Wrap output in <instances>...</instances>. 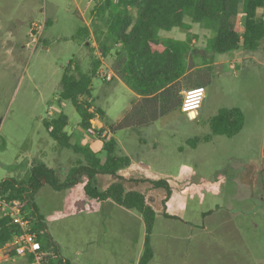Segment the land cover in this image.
<instances>
[{
    "label": "rangeland",
    "instance_id": "1",
    "mask_svg": "<svg viewBox=\"0 0 264 264\" xmlns=\"http://www.w3.org/2000/svg\"><path fill=\"white\" fill-rule=\"evenodd\" d=\"M95 3L0 0V181L23 179L40 161L54 168L62 181L77 164L80 156L60 147L44 126V121L64 113L65 130L71 133L78 127L75 107L60 96L69 61L85 74L90 73L94 58L102 62L92 77L89 99L104 116L97 115L94 124L109 130L137 102L140 95L113 67L120 45L108 56L101 55L92 33ZM34 23L41 30L30 33ZM84 26L88 36L79 33ZM190 27L197 33L207 31L197 22ZM159 32L162 38L150 42L147 51L166 61L167 38H185L187 30L175 26ZM209 57L206 65L195 57L198 68L209 69L198 120H189L177 108L149 124L110 132L118 153L141 159L155 170L172 175L182 163L196 170L195 193L183 215L186 222L156 216L153 258L148 264H264V41L255 51L237 48ZM107 74L110 80L105 79ZM233 107L243 112L241 131L231 137L213 134L211 119L220 109ZM194 137L201 140L193 146L188 140ZM73 140L92 150L102 145ZM108 179L111 176H100L99 185L105 187ZM33 201L46 224L44 241L50 237L58 244L68 264H138L145 224L136 210L119 205L111 212L106 207L96 209L91 200L78 195L76 187L56 190L46 181L34 192ZM4 255L0 252V264H22L15 253Z\"/></svg>",
    "mask_w": 264,
    "mask_h": 264
},
{
    "label": "trees",
    "instance_id": "2",
    "mask_svg": "<svg viewBox=\"0 0 264 264\" xmlns=\"http://www.w3.org/2000/svg\"><path fill=\"white\" fill-rule=\"evenodd\" d=\"M95 2L92 9L94 21L92 33L100 43L101 55L108 56L112 48L120 45V51L115 53L114 70L140 95L118 123L110 126L109 130L106 127L109 133L117 128L149 124L170 110L179 109L183 90L204 87L209 80V69L208 66L204 69L198 68L196 56L201 62L200 65H206L210 61V53L227 52L237 48L255 51L264 41V0H243L242 12L238 11L239 0H95ZM184 19L187 22L183 23ZM189 22H197L207 31L198 33L191 31ZM175 26L185 28L187 33L182 39L167 38L168 60L148 53L147 50L151 49L149 43L158 42L162 38L159 31H168ZM79 33L88 36L90 32L84 26L79 29ZM191 41H194V44L189 48L188 44ZM101 64L99 58H94L90 73L85 74L80 72L71 60L64 67L60 81L61 98L69 100L75 107L79 115V126L101 142L100 152L73 143L65 131L68 116L60 113L44 121V126L60 147L71 149L80 156L77 164L70 167L66 177L60 181L56 170L40 161L31 166L23 179L7 177L0 181V193L20 199L23 211L31 218L32 229L38 233V238L43 244L52 247V264L68 262L60 255L58 246L50 237L44 241L46 224L33 201L34 192L44 181L56 190L67 189L83 181L84 194L88 199L101 204L111 201L139 212L145 224V238L138 264H148L153 258L151 234L156 211L147 203L142 192L125 188L118 173L130 166L131 159L125 154L118 153L116 140L112 136L106 139L103 135L106 129L98 127L92 121L97 115L104 116L103 110L94 108L89 99L92 77ZM210 124L213 134L231 137L243 128L244 115L236 107L222 108L211 119ZM204 139L208 140L209 136ZM199 140L201 138H190L188 143L194 146ZM98 174L114 175L118 180L103 189L98 184ZM149 181L152 186L165 190L164 204L171 194L170 185L163 178ZM162 215L169 216L164 211ZM14 231V226L7 219H0V249L7 245Z\"/></svg>",
    "mask_w": 264,
    "mask_h": 264
},
{
    "label": "crops",
    "instance_id": "3",
    "mask_svg": "<svg viewBox=\"0 0 264 264\" xmlns=\"http://www.w3.org/2000/svg\"><path fill=\"white\" fill-rule=\"evenodd\" d=\"M10 28L13 25H9ZM203 103V102H202ZM202 105L197 111V115L195 118L191 119L190 116H187L189 120H198L199 117H201V112L199 111L201 109ZM183 113V112H182ZM98 127L102 126L100 124H96ZM66 131V130H65ZM67 132V131H66ZM70 137L71 141L73 143L77 144V141H74L75 139L83 140L85 139L87 144L94 145L96 141H98L95 137L88 135L78 124V127L75 128L71 133L67 132ZM103 135H105L106 139L110 138L112 135L106 130L103 132ZM113 137V136H112ZM99 142V141H98ZM101 143V142H100ZM102 145L95 149L94 151L100 152ZM127 156L131 159V164L128 168L124 169L123 171L119 172L118 174L121 176V181L123 182L125 188L127 190H137L142 192L145 195L147 203H149L154 210L156 211V216L161 215L163 218L168 220H182L183 215L188 209V201L192 194L195 193V189H193V178L195 175V169L191 165L187 163H182L179 166V169L175 174L168 175L162 171H159V169H154L150 164L142 161L141 159H134L133 157H130L128 154ZM49 167V166H48ZM52 168V167H51ZM109 174H98L97 180L100 178V176H107ZM111 176V179H108V183L105 187H101L104 189L112 182L118 180L117 176L109 175ZM165 179L168 184L171 187V194L170 196L165 200V203L163 204V200L166 197V192L163 188H157L152 186L149 180H158V179ZM99 184V183H98ZM77 188L78 195L80 197H85L84 190H83V183L79 186H72ZM71 188V187H70ZM88 199V198H87ZM93 202L94 208L96 209H105L109 210L111 212L116 208V203L111 201H105L103 204H101L98 201L89 199ZM168 214L169 216H163L162 210ZM205 214V213H204ZM186 222V221H185ZM203 229H206L204 226ZM59 248L58 244H56ZM3 254V253H2ZM9 254H5L4 258H6ZM2 258V259H4Z\"/></svg>",
    "mask_w": 264,
    "mask_h": 264
},
{
    "label": "built area",
    "instance_id": "4",
    "mask_svg": "<svg viewBox=\"0 0 264 264\" xmlns=\"http://www.w3.org/2000/svg\"><path fill=\"white\" fill-rule=\"evenodd\" d=\"M40 27L34 23L30 33L35 29L40 31ZM105 79L110 80L111 75L107 74ZM182 93L179 110L193 119L202 104L205 88L202 86L187 88ZM191 113H195L194 117H191ZM0 219H7L15 228L11 239L0 252L10 254L12 251L22 259V264H52V247L43 244L38 238V233L32 229L31 218L21 207L20 199L0 193Z\"/></svg>",
    "mask_w": 264,
    "mask_h": 264
},
{
    "label": "bare ground",
    "instance_id": "5",
    "mask_svg": "<svg viewBox=\"0 0 264 264\" xmlns=\"http://www.w3.org/2000/svg\"><path fill=\"white\" fill-rule=\"evenodd\" d=\"M191 114H193V116H191V117H194L195 113H191Z\"/></svg>",
    "mask_w": 264,
    "mask_h": 264
},
{
    "label": "water",
    "instance_id": "6",
    "mask_svg": "<svg viewBox=\"0 0 264 264\" xmlns=\"http://www.w3.org/2000/svg\"><path fill=\"white\" fill-rule=\"evenodd\" d=\"M2 253V252H1Z\"/></svg>",
    "mask_w": 264,
    "mask_h": 264
}]
</instances>
